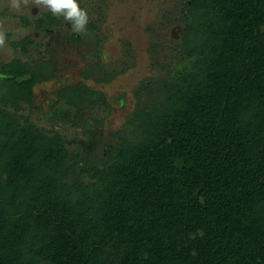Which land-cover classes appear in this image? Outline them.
Segmentation results:
<instances>
[{
  "label": "trees",
  "instance_id": "trees-1",
  "mask_svg": "<svg viewBox=\"0 0 264 264\" xmlns=\"http://www.w3.org/2000/svg\"><path fill=\"white\" fill-rule=\"evenodd\" d=\"M181 2L172 59L99 156L91 137L83 151L30 120L49 64L0 61V264H264V0ZM63 21L49 11L34 27ZM56 96L51 125L106 103Z\"/></svg>",
  "mask_w": 264,
  "mask_h": 264
},
{
  "label": "rangeland",
  "instance_id": "rangeland-1",
  "mask_svg": "<svg viewBox=\"0 0 264 264\" xmlns=\"http://www.w3.org/2000/svg\"><path fill=\"white\" fill-rule=\"evenodd\" d=\"M90 20L97 22L102 43L94 48L91 36L83 44L72 45L66 39L55 37L51 48L55 49V61L59 68L57 78L36 86L34 103L37 108L30 112V120L39 127L51 129L45 118L54 92L62 85L77 84L84 80L82 74L91 72L97 63V52L103 57L97 63L102 70L117 72L110 82L86 81L95 89L102 91L111 102L108 110L104 108L88 109L83 115L87 126H62L55 129L66 136L71 144L79 143L83 151L87 137L94 141L95 153L101 155L105 143L111 141V133L124 125L127 117L137 106L135 93L146 79L161 74L155 61L164 64L174 54L173 46L180 37L181 26L169 21L174 14H179L183 3L181 0H84ZM47 8L37 7L29 0L19 10L10 6V0H0V31L5 33V45L0 47V61L9 62L15 57L35 61L40 50L31 47V53L23 54L14 49L10 41H19L29 36L44 49V43L51 36L34 27V19ZM61 16V15H57ZM62 32L65 29L62 27ZM52 34L57 36V32ZM155 44L157 52L151 46ZM103 55V56H102ZM98 56V58H100ZM58 79L61 82H58ZM24 114H29L27 108Z\"/></svg>",
  "mask_w": 264,
  "mask_h": 264
},
{
  "label": "flooded vegetation",
  "instance_id": "flooded-vegetation-1",
  "mask_svg": "<svg viewBox=\"0 0 264 264\" xmlns=\"http://www.w3.org/2000/svg\"><path fill=\"white\" fill-rule=\"evenodd\" d=\"M46 12H49V11H46ZM51 12V11H50ZM42 13H45V11L44 12H42ZM88 15L90 16V14L88 13ZM55 16L56 17H58V18H60L61 16H63V15H61V16H57L56 14H55ZM90 18V17H89ZM90 22H92L94 25H95V29L94 30H89V31H87L86 29H85V31L83 32V33H76V32H74L73 31V29H72V26H71V24L68 22V21H63V24H59V25H57L56 27H54V28H51V29H47V33L46 32H44V31H41V30H38V31H41V32H44L46 35H50L51 37L49 38V39H47L46 40V42L44 43V49L42 50V48H41V46H39L38 44H36L35 42H34V40H33V44H31V45H29L28 46V50L25 52V53H23V54H29V53H31V47L33 48H36V50L37 49H41L40 50V52H39V54L37 55V57H36V59H35V61H31V60H28V59H26V60H24V59H22L21 57H20V59H22V61H27L29 64H32V65H35V64H37V63H39V62H46V64L48 65L49 64V66H50V69H52V71H53V77L52 78H50L49 80H47V81H42V82H40L38 85H36V86H39V85H41V84H44V83H48L49 81H51L52 79H55V78H57L58 76H57V73H56V71H59V68H58V66H57V64L58 63H56V59H55V49L54 48H51V44H52V42L55 40V37H61V38H63V39H66V42H69L70 44H72V45H77V44H83L84 43V41H87V36H91V37H93L94 39H92V44L94 45V48H98L97 46L98 45H100L101 43H102V37L100 36V34H98L99 33V29H98V27H97V22H95V21H91L90 19H89V23ZM62 27L65 29V32H62ZM54 31H56L57 32V36H54V34H52ZM21 52V51H20ZM22 53V52H21ZM98 54H97V63H98V61L100 60V59H102L103 57H101V55L99 56V54H100V51H99V49H98V52H97ZM98 56L100 57V58H98ZM97 63H95V66H94V69L92 70V69H90L91 70V72L89 73L88 71H86V72H84L83 74H82V76L84 77V80L83 81H81L80 83H77V84H66V86L65 85H62L63 87H61V88H59L58 90H61L62 88H66V87H68V86H71V87H81V88H87L88 90H94V91H97V92H100L103 96H104V98H105V100H106V103H102V105H101V108H104V109H106V110H108L109 108H110V104H111V102H109L108 101V98H106V96H105V94L102 92V91H99V90H97V89H95L94 87H92V85H88L87 83H85L86 81H89V80H93V81H95V82H98V81H101L102 83H105V82H110V80H112V78L114 77V76H116L117 75V72H113L112 70H114V69H109L108 71H106V70H102V68H100L98 65H97ZM100 76H101V78H103L104 80H100L99 78H100ZM106 78V79H105ZM58 82H61L59 79H58ZM35 86V87H36ZM35 87H34V89H35ZM34 89H33V95L35 96V94H34ZM58 90H56V91H58ZM56 91L54 92V98H52V101L50 100V99H47V104H48V106H49V110H48V114L49 113H51V111H52V109L54 108V107H56V105H57V103H58V101H60V99L56 96ZM35 105V104H34ZM36 106V105H35ZM97 108V107H96ZM96 108H94V109H96ZM88 109H90V110H93V108H89V107H86V108H84V111H83V113H82V127L83 128H86V127H84L83 126V124L85 125V126H87L86 125V123L83 121V115H84V113L88 110ZM47 118H48V115L46 116V120H47ZM48 121V120H47ZM50 124L52 123V122H50V121H48ZM53 123H55V122H53ZM56 124H59V127H61V125L62 126H72V125H63V124H61V123H55V127L57 126ZM54 127V128H55ZM74 127V126H73Z\"/></svg>",
  "mask_w": 264,
  "mask_h": 264
},
{
  "label": "clouds",
  "instance_id": "clouds-1",
  "mask_svg": "<svg viewBox=\"0 0 264 264\" xmlns=\"http://www.w3.org/2000/svg\"><path fill=\"white\" fill-rule=\"evenodd\" d=\"M28 3L29 0H10V6L16 10H19L22 4L26 6ZM32 3L37 7L49 9L53 14L63 15L76 33H83L89 22L88 12L80 7L78 0H32ZM5 40V33L0 31V47L5 45Z\"/></svg>",
  "mask_w": 264,
  "mask_h": 264
}]
</instances>
